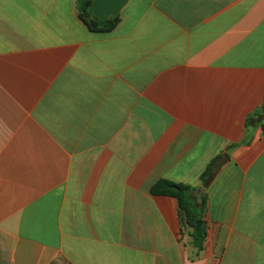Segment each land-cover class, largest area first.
Returning a JSON list of instances; mask_svg holds the SVG:
<instances>
[{"label": "crops", "instance_id": "0c3cea01", "mask_svg": "<svg viewBox=\"0 0 264 264\" xmlns=\"http://www.w3.org/2000/svg\"><path fill=\"white\" fill-rule=\"evenodd\" d=\"M119 14L96 33L77 0H0V264H264V0ZM217 157L198 251L151 189Z\"/></svg>", "mask_w": 264, "mask_h": 264}, {"label": "trees", "instance_id": "16d2710c", "mask_svg": "<svg viewBox=\"0 0 264 264\" xmlns=\"http://www.w3.org/2000/svg\"><path fill=\"white\" fill-rule=\"evenodd\" d=\"M79 19L87 26L91 32H109L120 22V14H116L107 19H99L93 13L92 0H77ZM260 120V124H257ZM261 125L264 129V103L247 121V129ZM220 158L211 161L206 170L201 175L202 188H194L182 184H174L167 180L157 182L151 189L153 195L168 196L175 198L178 203L182 221L192 230L193 244L198 251L203 249L205 230L203 228L204 218L207 210V195L205 190L213 181V171ZM178 188L179 190H175ZM199 199V202L197 201ZM202 222V226L197 229V224Z\"/></svg>", "mask_w": 264, "mask_h": 264}, {"label": "water", "instance_id": "95a60500", "mask_svg": "<svg viewBox=\"0 0 264 264\" xmlns=\"http://www.w3.org/2000/svg\"><path fill=\"white\" fill-rule=\"evenodd\" d=\"M93 13L99 19H107L120 13L130 0H92ZM175 190H179L175 188ZM202 226V222L197 224V229Z\"/></svg>", "mask_w": 264, "mask_h": 264}]
</instances>
